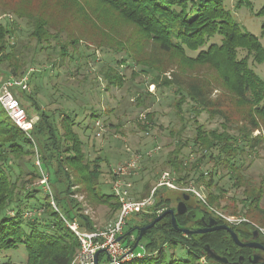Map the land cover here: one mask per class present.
<instances>
[{"label":"trees","instance_id":"obj_1","mask_svg":"<svg viewBox=\"0 0 264 264\" xmlns=\"http://www.w3.org/2000/svg\"><path fill=\"white\" fill-rule=\"evenodd\" d=\"M235 8L237 11L252 8V1L236 0ZM0 12L26 20L32 28L30 37L37 44L66 35L68 42L61 46L63 57L68 56L70 46L80 43L88 48L109 50L124 56L116 60L117 67L125 66L130 60L140 72L153 73L151 84L156 88L174 89L179 97L175 110L183 125L179 131L170 133L176 140L165 167L176 173L180 183L193 179L190 170H194L198 187L218 190V194L209 192L205 202L198 201L210 215L230 225L213 211L225 191L218 183L222 178L218 181L215 178L227 170L231 180L234 179L233 185L245 188L242 202L248 211L244 215L264 226V210L259 207L263 189L254 186L242 172L248 155L264 147V80L250 66L251 59L255 64L264 63V46L258 36L237 20L226 0H0ZM255 15L264 17V6ZM19 30L17 21L0 23V65L6 64V76L15 78L26 75L22 57L15 51ZM261 36L264 37V23ZM240 50L246 52L245 56H239ZM117 67L108 65L104 70L109 87L124 85L125 78ZM15 96L27 109L28 116L35 114L39 121L28 135L0 104V252L25 250V264H72L80 241L68 223L77 222L86 230L97 228L73 195L78 192L95 206L108 205L114 211V218L121 204L113 193L107 195L101 191L103 160L100 157L88 160L75 130L76 116L63 114L58 124L54 114L44 111L26 91L15 89ZM137 100H142V95ZM187 103L192 105L190 111L196 126L192 146L197 157L192 163L184 156L190 142L181 138L186 129L183 106ZM203 112L210 119L222 120L223 131L206 130L197 120ZM91 117L97 118V114L93 112ZM142 121V129H149L153 115L146 114ZM256 132L259 134L255 135ZM36 142L43 167L50 172L58 209L53 208L50 195L44 193L43 214L30 221L19 213L27 200L39 198L41 192L28 188L40 177L33 164ZM206 161L213 164L211 169L203 171ZM155 186L151 181L145 183L136 199L147 197ZM74 187L78 188L75 192ZM173 192L157 191L156 204L151 213H141L139 227L152 223L159 211L172 208ZM179 194L197 199L192 193ZM13 210L18 212L16 216H10ZM175 217L178 227L183 229L186 220L179 215ZM231 227L242 237L253 235L247 230L252 229L248 223H242L237 231L238 228ZM124 235L128 239L131 232ZM143 238L148 239L146 248L152 254L135 260L139 264H222L207 254V245L229 262L244 255L243 264H250L248 252L252 250L239 247L227 231L186 236L174 228L170 215L156 223ZM136 241L137 238L127 245L134 246ZM178 246L186 248L188 259H177L174 253L170 257L166 255L168 248L173 250ZM203 257L205 263L201 261Z\"/></svg>","mask_w":264,"mask_h":264},{"label":"rangeland","instance_id":"obj_2","mask_svg":"<svg viewBox=\"0 0 264 264\" xmlns=\"http://www.w3.org/2000/svg\"><path fill=\"white\" fill-rule=\"evenodd\" d=\"M251 1L252 8H242L238 11L235 8L236 0H226V6L235 12L237 20L247 31L259 37L264 46V37L261 36L264 17L255 15V12L264 6V0ZM14 21L18 22L20 29L15 39V51H18V57H22V66L26 71L24 77H28L30 86V91L26 93L33 96L44 111L54 114L58 124H60L63 114L76 116L75 130L81 138L88 160L94 161L98 157L103 160L101 191L107 195L113 193L110 172L113 167L129 160L131 152L128 151V148L146 154L154 147H160V150L153 153L151 157L145 156L141 163L142 168L139 175L133 180L135 198L143 191V187L148 181H151L152 185L157 184L161 174L169 171L165 167V161L168 154L174 149L176 140L170 133L179 131L183 125V121L176 114L175 104L179 97L174 89L156 88L151 84L153 73L150 71L140 72V68H136L130 60L126 62L125 66L117 67L116 60H122L124 56L114 54L109 50H100L94 46L88 48L84 43H80L76 47L70 46L67 49L68 56L63 57L61 46L68 42L66 35L59 37L58 40L52 39L50 42L37 44V41L30 37L32 28L26 20H18L9 12H0V23H13ZM216 41L220 42V38H217ZM189 54L196 55L191 52ZM245 54L246 52L240 50V57ZM108 65L117 67L124 76L125 82L122 87L108 86V81L104 77V70ZM250 66L264 80V63L255 64L251 59ZM6 68V64L0 65V86L5 80L13 77L6 76ZM13 93L15 95V89H13ZM139 95H142L140 101L137 100ZM25 106L27 107L28 103ZM191 106V103L183 106L186 129L181 137L184 141L190 142L191 147L184 149V156L189 163L194 162L197 157V152L192 146L196 126L192 121L194 114L190 111ZM28 110L30 109L28 108ZM93 112L97 114V118L92 119ZM148 113L153 115L152 126L144 130L141 117ZM29 118L34 125L39 121V117L35 114ZM197 120L205 126L206 130L223 131L222 120L210 119L205 112L200 114ZM98 122L100 125H97ZM26 134L30 135L31 131ZM257 134L259 133L256 132L255 135ZM34 150L33 164L37 167L40 177L28 188L30 190L40 189L41 192L39 198L27 200L28 202H25L23 210L19 213L30 221L35 216L39 217L43 214L41 205L44 204V193L50 195L49 200L53 208L58 209V201L54 198V189L50 182V172L43 167L37 142L34 143ZM38 161L41 167L37 164ZM245 163L242 169L243 175L254 186L263 189L259 207L264 210V147L258 152L249 154ZM212 164V162L206 161L202 167L203 171L211 169ZM195 172L190 170V176L193 179L183 182L182 185H194L205 198L209 192L218 194L216 189L208 190L204 186L198 187L195 183L198 175ZM24 177L27 178L26 175ZM220 177L222 179L219 180ZM44 179L47 180V184L43 183ZM215 179L219 180V187H223L225 191L220 198V203L214 207L213 211L230 225L238 228L236 231L240 230L239 227L242 223H248L252 229L259 230L263 234L264 226L257 220L244 215L248 211V207L246 208L242 202L245 198V188L235 187L234 179L231 180L227 170H224ZM77 189L74 187L73 191L75 192ZM174 193L176 194V191ZM175 194L171 196L173 197ZM73 198L83 205L85 214L91 216L98 229L106 227L114 220V211L108 205H92L78 192L73 195ZM17 213L14 210L9 212L10 216H16ZM140 225H142V215L132 213L128 217L125 229V233L131 232V237L125 238L122 241L124 244L133 242L137 238L138 232L133 229ZM147 241V238H143L141 244L146 245ZM24 251L0 252V263L25 264L26 254ZM172 253L177 259H188V251L182 246L166 250L167 256L170 257ZM148 254L150 256L152 253L148 251ZM201 261L205 263V258L203 257ZM106 262L107 255L102 253L100 264ZM139 263L141 262H133V264Z\"/></svg>","mask_w":264,"mask_h":264},{"label":"built area","instance_id":"obj_3","mask_svg":"<svg viewBox=\"0 0 264 264\" xmlns=\"http://www.w3.org/2000/svg\"><path fill=\"white\" fill-rule=\"evenodd\" d=\"M13 89H21L29 92L28 77H10L0 86V104L12 121L20 129L28 133L32 131L34 123L29 118L20 101L15 97ZM141 118L144 119L145 116ZM97 125H100V123L98 122ZM98 135L101 134L98 133ZM159 150L160 147L157 146L148 153L143 154L128 148V151L131 152L129 160L111 169V189L114 197L121 204L120 211L111 223L102 229L96 228L95 230L82 229L77 222L68 223V226L80 241L79 252L72 264H95V255L99 250H103V253L107 255V262L105 264H126L147 257L149 254L146 245L139 242L137 247L133 249L132 245L124 244L122 242L123 240L118 241V238L125 234L127 220L132 213L141 214L152 212L156 204V193L160 189L179 193H192L198 200L202 202L206 201V198L197 191L194 185H182L178 181L176 173L171 171H165L161 174L158 183L147 197L140 200L135 198L133 180L139 175L142 168L141 163L145 156L151 157L153 153ZM37 164L41 167L39 161ZM43 183L47 184V180L44 179ZM158 213L160 214L162 211ZM100 255L98 264L101 263Z\"/></svg>","mask_w":264,"mask_h":264},{"label":"flooded vegetation","instance_id":"obj_4","mask_svg":"<svg viewBox=\"0 0 264 264\" xmlns=\"http://www.w3.org/2000/svg\"><path fill=\"white\" fill-rule=\"evenodd\" d=\"M173 194L175 193L173 192ZM173 197H174V203L171 209L174 210L175 216L179 215L182 219L186 220V224L182 228L184 229H210L216 226L226 225L230 229H232L231 225L224 224L216 216L210 215L203 207H201L199 201L192 195H188V194L182 195V194L176 193ZM181 202L185 203L186 208H187V212L183 214L178 213V205ZM212 220L215 221L214 224H211ZM247 230L248 232H253V235L251 237H242L240 234L236 233L239 240L242 243L247 244V243L253 242V243H258L264 246V235L262 234V232L259 231L258 235L255 237V230L254 231L249 230V229ZM219 231H222V230H219ZM224 231H227V230H224ZM216 232L218 231L207 232L205 234H200V235L214 234ZM241 248H249V247H241ZM250 249L252 250L251 252H248V261L250 262V264H252L250 258H252L254 255H260L262 259H264V249H260V248H250ZM219 256L224 257L222 255H219ZM240 257H243V260L240 263V264H243L245 262L244 255H240ZM234 262H237V261H234ZM231 263L232 262H229V264Z\"/></svg>","mask_w":264,"mask_h":264},{"label":"water","instance_id":"obj_5","mask_svg":"<svg viewBox=\"0 0 264 264\" xmlns=\"http://www.w3.org/2000/svg\"><path fill=\"white\" fill-rule=\"evenodd\" d=\"M187 212V208L185 203L181 202L178 205V213L183 214ZM170 215L172 218V223L175 229L181 230L183 234H185L186 236L188 235H200V234H205L207 232H213V231H219V230H227L230 234L231 237L233 239V241L240 247H249V248H260V249H264V246H262L261 244L258 243H242L236 232H234L232 229H230L228 226L226 225H221V226H216L210 229H180L177 225V221H176V217H175V212L173 209H167L165 211H163L161 214L158 215V217L149 225L143 226V227H138L136 228V231L139 232V235L137 237V241L135 242L133 249H135L138 245V243L142 240V238L144 237V235L146 234V232L152 228L155 227L156 223H158L159 221H161L164 217ZM215 221L212 220L211 224H214ZM259 230H255V237L258 235ZM126 237V235H122L118 238V241H122L124 238ZM205 250L207 252V254L214 260L222 263V264H229V261L227 258L225 257H221L219 255H217L209 246L205 247ZM103 250H99L96 255H95V264H98V258L99 255L101 253H103ZM243 260V257H240L239 261L237 262H232L231 264H240L241 261ZM251 263L252 264H264V259H262V257L260 255H254L252 258H250ZM262 260V261H261ZM261 261V262H260Z\"/></svg>","mask_w":264,"mask_h":264}]
</instances>
